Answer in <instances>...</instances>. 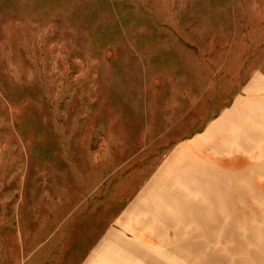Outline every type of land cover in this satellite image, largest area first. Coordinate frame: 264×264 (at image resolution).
<instances>
[{"label": "rangeland", "instance_id": "374dc122", "mask_svg": "<svg viewBox=\"0 0 264 264\" xmlns=\"http://www.w3.org/2000/svg\"><path fill=\"white\" fill-rule=\"evenodd\" d=\"M110 227L264 264V0H0V264Z\"/></svg>", "mask_w": 264, "mask_h": 264}, {"label": "crops", "instance_id": "0c3cea01", "mask_svg": "<svg viewBox=\"0 0 264 264\" xmlns=\"http://www.w3.org/2000/svg\"><path fill=\"white\" fill-rule=\"evenodd\" d=\"M146 229L148 228H106L104 233L101 231L102 238L93 251L87 253L79 264H174L175 255L186 264H206V261L190 260L189 249L184 245H154V233L146 235L143 233ZM89 232L77 239L72 238L77 250H81L80 246L87 243L88 236L91 235Z\"/></svg>", "mask_w": 264, "mask_h": 264}, {"label": "bare ground", "instance_id": "6f19581e", "mask_svg": "<svg viewBox=\"0 0 264 264\" xmlns=\"http://www.w3.org/2000/svg\"><path fill=\"white\" fill-rule=\"evenodd\" d=\"M185 135V134H183ZM233 159V158H232ZM228 161V160H227ZM227 163V162H226ZM244 165V163H243ZM237 166V165H236ZM230 204L226 201H223L222 202V214H224L226 212V210L228 209L227 206H229ZM129 212V211H128ZM236 215V214H235ZM124 216V215H123ZM122 219V218H121ZM196 220V224L199 222V227L200 229H202L203 227V230L206 231L207 230V236L209 234L208 230L213 226V223H211L209 221V219H205V217L201 216L199 221H198V217L195 218ZM212 222H215V221H212ZM218 222V220L216 221ZM209 237H212V236H209Z\"/></svg>", "mask_w": 264, "mask_h": 264}]
</instances>
